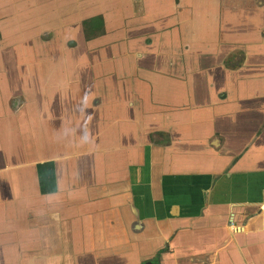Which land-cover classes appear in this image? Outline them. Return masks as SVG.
<instances>
[{"label":"crops","instance_id":"obj_1","mask_svg":"<svg viewBox=\"0 0 264 264\" xmlns=\"http://www.w3.org/2000/svg\"><path fill=\"white\" fill-rule=\"evenodd\" d=\"M8 36L0 264H264V0H7Z\"/></svg>","mask_w":264,"mask_h":264},{"label":"rangeland","instance_id":"obj_2","mask_svg":"<svg viewBox=\"0 0 264 264\" xmlns=\"http://www.w3.org/2000/svg\"><path fill=\"white\" fill-rule=\"evenodd\" d=\"M4 1L7 2V0H0V2H4ZM1 39H5V41L2 42L3 43L1 46L2 50H3V48L7 47L6 46L7 44H10L13 41L11 36H8L7 38L6 37L5 38L0 37V42H1ZM51 39H52V37L47 38L45 36H42L41 33L36 34V33H30V32L24 34L22 36V38H18V39L16 38L17 43L20 42V44L27 45V46L39 45V44L45 43L46 41H49ZM18 40H19V42H18ZM17 43H15V44H17ZM6 55L9 56V53L0 54V58H3V60H4L5 59L4 57ZM18 56H19V59H21V60L31 59V54L18 53ZM11 57H12V54H11ZM26 57H28V58H26ZM32 57H33V55H32ZM248 264H259V263H257L253 259H250Z\"/></svg>","mask_w":264,"mask_h":264},{"label":"trees","instance_id":"obj_3","mask_svg":"<svg viewBox=\"0 0 264 264\" xmlns=\"http://www.w3.org/2000/svg\"><path fill=\"white\" fill-rule=\"evenodd\" d=\"M160 136L162 135V134H159ZM159 255V254H158ZM158 255H157V257H156V259L158 258Z\"/></svg>","mask_w":264,"mask_h":264}]
</instances>
